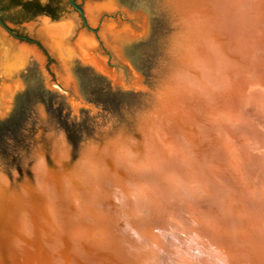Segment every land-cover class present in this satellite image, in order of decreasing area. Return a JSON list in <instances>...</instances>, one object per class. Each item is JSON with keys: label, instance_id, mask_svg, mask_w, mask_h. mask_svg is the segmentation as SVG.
I'll return each mask as SVG.
<instances>
[{"label": "water", "instance_id": "obj_1", "mask_svg": "<svg viewBox=\"0 0 264 264\" xmlns=\"http://www.w3.org/2000/svg\"><path fill=\"white\" fill-rule=\"evenodd\" d=\"M0 264H264V0L5 1Z\"/></svg>", "mask_w": 264, "mask_h": 264}, {"label": "trees", "instance_id": "obj_2", "mask_svg": "<svg viewBox=\"0 0 264 264\" xmlns=\"http://www.w3.org/2000/svg\"><path fill=\"white\" fill-rule=\"evenodd\" d=\"M5 1H8V0H0L1 5H3V3H4ZM18 5H21V4H18ZM2 7H3V6H2ZM3 8L5 9L6 7L4 6Z\"/></svg>", "mask_w": 264, "mask_h": 264}, {"label": "flooded vegetation", "instance_id": "obj_3", "mask_svg": "<svg viewBox=\"0 0 264 264\" xmlns=\"http://www.w3.org/2000/svg\"><path fill=\"white\" fill-rule=\"evenodd\" d=\"M0 6H1V3H0Z\"/></svg>", "mask_w": 264, "mask_h": 264}]
</instances>
